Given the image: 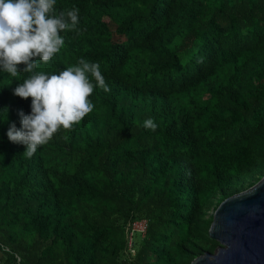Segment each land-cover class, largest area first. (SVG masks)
I'll list each match as a JSON object with an SVG mask.
<instances>
[{
  "label": "trees",
  "instance_id": "1",
  "mask_svg": "<svg viewBox=\"0 0 264 264\" xmlns=\"http://www.w3.org/2000/svg\"><path fill=\"white\" fill-rule=\"evenodd\" d=\"M79 9L33 73L0 70V264H191L213 214L264 175V0H56ZM98 62L93 109L28 157L34 73ZM7 108V109H5ZM154 118L155 131L143 122ZM146 219L127 249L126 227Z\"/></svg>",
  "mask_w": 264,
  "mask_h": 264
},
{
  "label": "clouds",
  "instance_id": "2",
  "mask_svg": "<svg viewBox=\"0 0 264 264\" xmlns=\"http://www.w3.org/2000/svg\"><path fill=\"white\" fill-rule=\"evenodd\" d=\"M55 4L56 0H0V70L15 77L17 65L24 64L26 67L20 71L33 73L37 67L34 57L46 63L59 52L64 44L60 33L75 28L79 9L56 13ZM78 63L58 74L34 73L13 90L18 97L32 98L31 113L18 112L21 127L12 123L7 131L10 142L26 146L28 157L61 127L72 128L92 111L88 97L94 85L88 74L97 86L110 91L98 62L81 58ZM143 127L155 131L158 125L150 117Z\"/></svg>",
  "mask_w": 264,
  "mask_h": 264
},
{
  "label": "water",
  "instance_id": "3",
  "mask_svg": "<svg viewBox=\"0 0 264 264\" xmlns=\"http://www.w3.org/2000/svg\"><path fill=\"white\" fill-rule=\"evenodd\" d=\"M209 236L218 241L191 264H264V175L225 198L216 208Z\"/></svg>",
  "mask_w": 264,
  "mask_h": 264
},
{
  "label": "built area",
  "instance_id": "4",
  "mask_svg": "<svg viewBox=\"0 0 264 264\" xmlns=\"http://www.w3.org/2000/svg\"><path fill=\"white\" fill-rule=\"evenodd\" d=\"M147 229V220L146 219H135L130 221L126 227L127 234V249L129 252H134V240L137 235L143 236Z\"/></svg>",
  "mask_w": 264,
  "mask_h": 264
},
{
  "label": "rangeland",
  "instance_id": "5",
  "mask_svg": "<svg viewBox=\"0 0 264 264\" xmlns=\"http://www.w3.org/2000/svg\"><path fill=\"white\" fill-rule=\"evenodd\" d=\"M259 181V180H258ZM136 238V237H135Z\"/></svg>",
  "mask_w": 264,
  "mask_h": 264
}]
</instances>
